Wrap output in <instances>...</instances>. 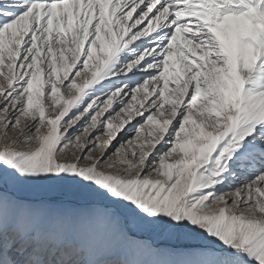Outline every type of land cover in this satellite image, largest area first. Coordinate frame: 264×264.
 I'll return each mask as SVG.
<instances>
[{"label": "snow or ice", "instance_id": "6c2138e0", "mask_svg": "<svg viewBox=\"0 0 264 264\" xmlns=\"http://www.w3.org/2000/svg\"><path fill=\"white\" fill-rule=\"evenodd\" d=\"M0 264H264V0H0Z\"/></svg>", "mask_w": 264, "mask_h": 264}]
</instances>
